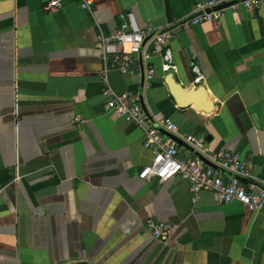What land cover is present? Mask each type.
<instances>
[{"label":"crops","instance_id":"1","mask_svg":"<svg viewBox=\"0 0 264 264\" xmlns=\"http://www.w3.org/2000/svg\"><path fill=\"white\" fill-rule=\"evenodd\" d=\"M49 1L0 0V264H264V209L195 198L179 175L140 177L154 152L102 93L107 80L140 96L181 135L235 152L264 178V5L177 30L144 87L143 62L133 74L111 69L99 35L129 13L140 28L167 27L207 0H91L92 10L61 0L53 11ZM169 71L190 91L205 87L213 109L179 106ZM150 219L173 225L166 238L151 235Z\"/></svg>","mask_w":264,"mask_h":264},{"label":"built area","instance_id":"2","mask_svg":"<svg viewBox=\"0 0 264 264\" xmlns=\"http://www.w3.org/2000/svg\"><path fill=\"white\" fill-rule=\"evenodd\" d=\"M80 2L83 8L93 9L91 0ZM263 5L264 0H207L198 3L193 11L167 27L147 24L140 28L129 13L130 23H122L109 34L101 33L99 43L103 54L111 60V69L133 74L136 61L141 60L144 64L143 85L149 87L155 73V67L148 64L149 60L159 50L166 48L177 30H187L202 22L219 21L228 9L237 10L241 7L257 10ZM61 6V0H50L45 8L53 11ZM164 57L166 65L172 66L169 54ZM102 93L107 97L106 108L109 111L143 128V145L154 152L152 162L142 167L140 177L155 178L164 184L179 175L188 183L195 198L203 191H211L219 204L237 202L253 211L264 209V178H256L235 152L213 149L203 137L194 134L181 135L178 125L171 118L148 112L140 96L129 92L118 93L107 80ZM162 130L181 137L198 155H180L179 144ZM205 159L234 175H225ZM147 227L153 237L161 239L168 236L173 225L167 221L150 219Z\"/></svg>","mask_w":264,"mask_h":264},{"label":"water","instance_id":"3","mask_svg":"<svg viewBox=\"0 0 264 264\" xmlns=\"http://www.w3.org/2000/svg\"><path fill=\"white\" fill-rule=\"evenodd\" d=\"M166 83L168 85L171 95L174 97L175 101L178 103L179 106L184 107L188 104L196 103L207 111H210L213 109V102L211 99L207 97V91L205 87L200 86L195 91H190L186 89L180 82L177 81L174 71L168 72L167 77H166ZM162 132L168 135L169 137H171L179 145L185 146L188 149L194 151L193 147L189 145L188 143H186L181 137L175 134H172L166 130H162ZM196 155L198 154L196 153ZM206 162L209 163L207 160ZM210 165L222 171V169L218 168L217 166L212 165V164ZM67 264H93V263L86 261V260H82V261H76V262H71Z\"/></svg>","mask_w":264,"mask_h":264}]
</instances>
